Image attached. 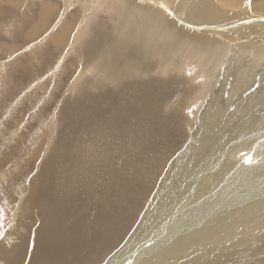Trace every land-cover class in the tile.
Instances as JSON below:
<instances>
[{
	"label": "bare ground",
	"instance_id": "bare-ground-1",
	"mask_svg": "<svg viewBox=\"0 0 264 264\" xmlns=\"http://www.w3.org/2000/svg\"><path fill=\"white\" fill-rule=\"evenodd\" d=\"M85 1L90 2L94 11L89 10L82 1L77 2L84 14L76 33L71 31L67 42L64 43L63 34L72 25L62 19L46 33L44 39L54 49L64 44L68 52L76 47V43L89 45L93 42L89 47L91 63H83L82 57L77 59L80 60L81 70L76 80L67 87L68 95L75 97L76 108L83 101V92L75 91L80 85L100 86L103 83L101 88H115L123 83L126 88L121 91L123 97L126 100V96L130 95L129 99L134 100L132 102H140L138 105H142L143 118L137 119L131 113L129 103L122 108L119 105L124 112L112 113L114 117L111 115V118L117 123L118 130L125 131L136 140L137 147L131 154L118 149L115 155L108 157L111 142L106 140V135L113 136L111 132H116L117 126L116 129L110 128L111 118H103L100 112L94 120L95 126L90 125L93 132L86 130L75 134V141L78 142L75 144V155L79 160L75 170L80 169V173L75 174V187L78 185L75 192L81 194L83 204L95 206L98 212L95 217L84 220L90 224L86 225V231H82L80 221L85 213L82 209V217L78 215L76 218L75 209L81 207L73 206L80 196L66 189L63 191L65 195L58 198L60 189L50 183L41 185L33 194L31 207L35 209L37 205H43L53 212V216L50 227L43 224L40 232L37 230L38 247L34 249L35 258L33 255L28 264H77L89 258L95 249L104 248L108 240L106 234L110 230L108 220H120L119 214H124L137 201L136 197L130 195V188L139 187L141 182L148 184L160 160V140L167 142L172 134L174 142L182 141L179 149L170 154L156 176L157 181H153L151 192L145 196L143 213L136 228L120 249L111 252L107 259L103 258L104 264H120L123 260L138 264H264L263 260L253 257V245L264 244V142L260 146L256 143L264 131V105L253 106L256 91L250 103L240 105L234 109V113L226 115L233 90H247L255 80V71L259 70V74L264 76V0ZM102 5L116 18L110 31H105L108 45L103 46L104 50L98 41L93 39L88 43L85 39L86 35L92 34V13ZM39 8L38 24L53 13L55 7L43 4ZM157 46L161 51L166 49L167 53L162 54ZM175 52L196 65L197 74L204 73L209 85L214 74L221 71L229 79L231 87L227 100L207 102L203 99V93L195 97L202 102L204 100V105L195 118L198 124L189 138L188 135L186 138L177 137L179 133L182 136L185 134V127L174 133L166 125L161 127V119L157 116L161 103H158L157 97L153 98L162 91L158 89L159 86L152 82L148 83L151 90H138L132 86L133 83H140L135 77H143L144 80L158 75L157 68L169 72L178 69L177 60L173 57ZM159 75L157 79L161 80L163 76ZM85 107L95 110V106ZM86 113V108L79 110L81 116ZM85 120V124L89 122V119ZM145 133L152 137L138 143ZM197 134L200 139H196ZM157 139H160L159 142ZM244 155L249 157L243 159ZM148 156L151 159H146ZM107 160L110 161L106 165L108 169L99 172L100 178L96 180V183L102 180L103 186L98 188L94 184L92 189L97 190V199L99 190L105 188L109 196L104 203L100 200L89 202L93 195L83 197L85 192L77 190H83L80 179L87 175V169H90L88 164ZM118 161L120 166L111 165ZM137 166L140 167L137 173H120L136 170ZM85 171L87 173H83ZM127 196L133 198L131 202ZM120 202L118 208H122L123 204L126 208L123 211L120 209V213H114L111 218L110 210ZM99 211L106 214L101 215ZM104 216L108 219H104ZM59 221H66L67 229L61 230L60 235H52L50 229ZM16 249L0 246V264H19L22 261L21 264H24L26 255L21 260L19 249Z\"/></svg>",
	"mask_w": 264,
	"mask_h": 264
},
{
	"label": "rangeland",
	"instance_id": "rangeland-1",
	"mask_svg": "<svg viewBox=\"0 0 264 264\" xmlns=\"http://www.w3.org/2000/svg\"><path fill=\"white\" fill-rule=\"evenodd\" d=\"M78 1H82L89 10L94 11L90 2H84V0H74V2L73 0H0V237H2L0 246L8 249L13 248V250L19 249L21 260L26 255L24 264H28L35 254L34 249L38 247L36 244L38 239L36 237H38L37 234L38 231L40 232L41 225H49L53 216V212L47 210L43 205H37L35 209L31 207L33 194L41 188V185L44 186L50 183L49 185L60 189L59 193H57L58 198L65 195L63 191L66 189H69V193L72 191L74 195L77 193L80 196V200L73 206L81 207L79 210L75 209L74 215L76 218L82 217V212H80L82 209L86 214L81 218L80 224L82 226L79 224L80 228L83 229L82 231H86L88 224H90L84 220L91 216L95 217L98 212L95 206L89 203L83 204L81 202V194L77 191L75 192V188L78 186L75 187L74 184L75 174L78 175L80 173V169L75 170V164H78L79 161L75 155V144H78L75 141V134L86 130L93 132L92 127L98 112L104 115L103 118H111L112 113L115 115L117 112H124L121 108L127 103H129V110L132 114H135L137 119L143 118V110L140 107L142 105H138L140 102L136 100L132 102L134 100L129 99L131 98L130 95L126 96V100L123 97V92L121 91L126 89L123 83L117 84L115 88H109L110 86L101 88L103 83L100 86L80 85L75 91L80 90L83 92V101L79 102L75 108V97H69L68 94L70 93L67 87L76 80L80 73V60L77 59L82 57L83 63H91L89 47L93 42L89 45L76 43V47L68 52V48L64 44L59 46L58 49H54L47 39L45 41L44 38L47 35L46 33L50 32L60 19L67 20L72 25L71 29L65 35L63 34L64 43L67 42L71 31L76 33V29L80 25L84 14L77 3ZM43 4L52 5L55 8L53 13L39 21V24L41 23L39 25L37 21L39 19V7ZM92 15L91 18L94 19L92 22V25H94L90 26L92 34L86 35L87 38L85 37V39L86 42L89 41L88 43L93 41V39L98 41L103 49V46L105 48L108 45L105 42L108 37L105 31H110L113 23L116 22L115 14L108 11L105 5H102ZM74 25L75 29L73 28ZM154 35L157 36L158 34L155 33ZM158 42L160 43L159 40ZM158 49L160 50L161 48L158 47ZM163 52L166 54V49L161 51L162 54ZM173 57L177 60L178 69L169 72L161 71L160 68H157V73L163 76L161 80L157 79L160 77L159 74L151 75L150 78L146 77L144 80L142 79L143 77H135L140 83H137V85L133 83L132 86L138 90H151L152 87H148L149 82L159 86L158 89L161 88L162 91H159V95L158 93L156 96L153 95V98L157 97L156 100L161 103L160 113L157 114L161 119V127L163 128L166 125L168 130H172V133L185 127V134L183 133L182 136L179 133L177 137L186 138L188 135L189 138L194 131V127L198 124V122H195V118L204 105V100L202 102V100L195 99V97L203 93V99H206L207 102L212 100L215 103L222 99L227 100V97H230V81L226 76H223L221 71H217L214 74L212 84L209 85L205 74L199 72L200 74L198 75L196 65L189 62L185 56H179L175 52ZM61 60H63V63ZM253 74L255 75V83L253 82L252 87L249 86L250 88L248 87L243 92L237 89L233 90V95L229 98L230 101L228 99L230 108L226 115H231L234 113V109L245 106L248 102L250 103V99L255 96L254 93L256 91L257 95L253 106L257 104V106L264 105V101H262L264 100V90L260 91L264 88V76L259 74V70ZM242 79L243 82L246 81L245 77ZM85 81L86 83L89 82ZM153 92L156 93L154 88ZM153 98L152 100H155ZM231 102L237 106L232 105ZM85 106H95V110ZM84 108L87 109V113L85 116H81L79 110ZM85 119H89V122H87L89 125L87 126ZM178 127L180 129H175ZM110 128L116 129V132H111L114 134L113 136L106 135V140L111 142L108 157L115 155L118 149L130 154L136 150V140L125 131L118 130V125L115 121H112ZM150 137L152 136L149 133H145L138 143H142ZM196 137V139H200L199 134ZM159 140L157 139V142ZM164 141L163 139L160 140L162 148L159 156L160 160L157 163V168L151 174L148 184L141 182L139 187H136V185L132 186L133 189L130 188L132 190L130 195L136 197L137 201L132 203V207L127 208L125 215L120 213V209L123 211L126 208L125 205L123 204L122 208H118L121 202L110 210L111 218L114 213H120V220H108L107 224L110 225V230L106 234L108 237L106 245L104 248L95 249L89 258L87 257L86 260L82 261L83 264L86 261V264H104L105 260L103 258L107 259L112 253L120 249L136 228L143 213L145 196L151 192L153 181H157L156 176L160 173L164 163L173 151L176 152L179 149L182 142H174L173 134L167 142ZM261 142H264V131L260 133V138L256 143L260 146ZM140 150H142L141 147ZM148 153L150 154L151 152ZM246 155L243 156V159L249 157ZM143 157L145 158V156ZM146 159H151V156L146 157ZM119 161L113 162L111 165L117 164L120 166ZM109 163V160L106 162H92L88 164L90 167V169H87L89 170L88 173L87 171L83 172L87 173L80 179L83 190L80 188H77V190L85 192V195L82 194L83 197L93 195L89 198V202L94 203L100 200L101 203H104L105 199L108 198L109 194H107L105 188L99 190V198L97 199L95 194L97 190H93L92 186L94 184H97L98 188L103 186L101 184L103 183L102 180L97 181V183L96 180L100 178L99 172L108 169L106 165ZM136 168V170L120 171V173H137L140 167L137 166ZM83 170L86 169L84 168ZM72 179L73 181H71ZM88 183L89 185H87ZM71 185H73V188H71ZM144 187L148 189L145 191ZM103 191L105 193L102 195ZM131 196H127L130 202L133 199ZM99 213L101 215L106 214L101 213V211ZM107 217L104 216V219H108ZM65 222L59 221L50 229V233L52 235H60L61 230L67 229ZM103 241L104 239L102 243ZM253 246V257L264 261V244ZM256 253L258 254L256 255ZM259 253L261 254L259 255ZM101 261L103 262L101 263ZM82 262L77 264H82ZM122 262H125V260ZM127 262H130L129 264H138L132 260ZM127 262L122 264H128Z\"/></svg>",
	"mask_w": 264,
	"mask_h": 264
},
{
	"label": "snow or ice",
	"instance_id": "snow-or-ice-1",
	"mask_svg": "<svg viewBox=\"0 0 264 264\" xmlns=\"http://www.w3.org/2000/svg\"><path fill=\"white\" fill-rule=\"evenodd\" d=\"M0 239H2V237H0ZM33 247H34V245H33Z\"/></svg>",
	"mask_w": 264,
	"mask_h": 264
}]
</instances>
